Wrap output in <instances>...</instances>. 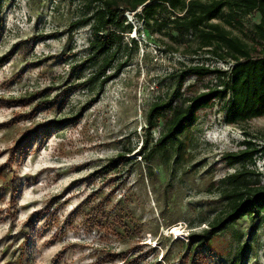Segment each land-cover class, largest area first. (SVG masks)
I'll list each match as a JSON object with an SVG mask.
<instances>
[{"label":"rangeland","instance_id":"rangeland-1","mask_svg":"<svg viewBox=\"0 0 264 264\" xmlns=\"http://www.w3.org/2000/svg\"><path fill=\"white\" fill-rule=\"evenodd\" d=\"M129 1L2 0L0 264H228L242 244L249 248L243 264H264V213L253 223L242 218L202 249L186 244L223 207L228 176L251 172L250 181L264 186V116L227 124L228 94L198 111L182 148L168 160L156 156L148 171L138 150L149 106L175 90L188 66L227 75L229 66L173 32V15L147 22L142 7L126 9ZM104 2L123 9L116 17L122 40L107 55L110 79L82 87L97 63L86 60L92 21L76 23ZM258 20L225 7L211 23L257 56ZM222 81L186 78L177 105ZM246 142L257 150L251 162L227 165L223 156ZM119 154L126 161L115 162Z\"/></svg>","mask_w":264,"mask_h":264},{"label":"trees","instance_id":"trees-1","mask_svg":"<svg viewBox=\"0 0 264 264\" xmlns=\"http://www.w3.org/2000/svg\"><path fill=\"white\" fill-rule=\"evenodd\" d=\"M147 2L150 5H146ZM1 5L2 0H0V12ZM141 7L145 21L153 20L158 13L173 15V19L168 22L173 32L179 36H190L198 43L200 50L207 49L208 55L219 60L227 57L228 63H233V68L229 70L228 75L226 71L213 70L205 66H188L180 73L175 90L166 99L158 100L149 106L145 114L146 137L138 150V156L147 165L148 171H151L150 164L156 156L168 160L172 153H177L182 148V135L193 125L198 111L209 108L214 101L222 100L228 94L230 95L225 111L227 124H240L264 116V0H233L232 2L130 0L126 9L134 11ZM225 7L232 15L258 14V23L252 27L254 39L261 48L257 56H251L241 41L231 36L220 25L211 23ZM121 11L118 12L115 3L104 2L97 7L92 16L76 23V26H79L92 21L87 41L86 60L97 63L96 70L89 81L81 85L82 87L92 83H99L102 87L110 79L106 71L112 67L113 58H108L107 55L122 40V22L116 20ZM162 26L166 27L167 24L163 22ZM5 61V57H0V67ZM209 75H217L223 81L218 86L207 89L177 105V101L181 98L180 90L186 78H203ZM168 114H170L169 119H167ZM164 120L166 121L161 132L153 141L150 137L151 132ZM50 128V125L46 126L45 132ZM19 145V148L24 146V144ZM245 145L244 150L230 152L223 156L227 165L251 162L257 150L251 149L249 142ZM125 155L119 154L115 162L122 159L126 161ZM253 176L251 172L239 171L226 178L227 188L220 192L224 202L223 207L205 230L198 234H189L186 242L188 247L190 246L193 250L202 249L210 238L242 218L246 217L253 223L256 216L264 213V186L251 182L250 179ZM247 249H249L248 246L242 244L237 255L228 264H243Z\"/></svg>","mask_w":264,"mask_h":264},{"label":"built area","instance_id":"built-area-1","mask_svg":"<svg viewBox=\"0 0 264 264\" xmlns=\"http://www.w3.org/2000/svg\"><path fill=\"white\" fill-rule=\"evenodd\" d=\"M227 65L229 66V70H231L233 68V63L232 62L227 63Z\"/></svg>","mask_w":264,"mask_h":264}]
</instances>
